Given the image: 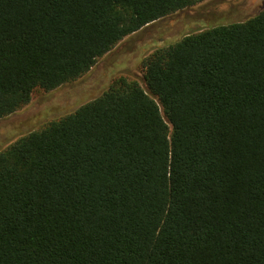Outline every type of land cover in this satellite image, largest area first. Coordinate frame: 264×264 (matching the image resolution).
<instances>
[{"label":"trees","instance_id":"trees-1","mask_svg":"<svg viewBox=\"0 0 264 264\" xmlns=\"http://www.w3.org/2000/svg\"><path fill=\"white\" fill-rule=\"evenodd\" d=\"M206 1L0 0V120ZM141 68L0 149V264H264V11Z\"/></svg>","mask_w":264,"mask_h":264},{"label":"rangeland","instance_id":"rangeland-1","mask_svg":"<svg viewBox=\"0 0 264 264\" xmlns=\"http://www.w3.org/2000/svg\"><path fill=\"white\" fill-rule=\"evenodd\" d=\"M262 11L264 0H208L146 26L100 60L86 77L50 93L37 89L26 108L0 120V149L96 98L117 77L142 81L141 63L157 48L215 26L244 22Z\"/></svg>","mask_w":264,"mask_h":264}]
</instances>
